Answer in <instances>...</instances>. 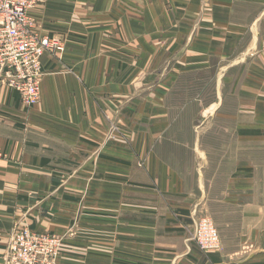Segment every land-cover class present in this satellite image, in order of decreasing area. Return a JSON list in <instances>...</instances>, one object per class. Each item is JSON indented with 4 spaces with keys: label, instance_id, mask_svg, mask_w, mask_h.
Returning <instances> with one entry per match:
<instances>
[{
    "label": "crops",
    "instance_id": "crops-1",
    "mask_svg": "<svg viewBox=\"0 0 264 264\" xmlns=\"http://www.w3.org/2000/svg\"><path fill=\"white\" fill-rule=\"evenodd\" d=\"M29 15L66 46L42 56L36 104L0 80V264L16 225L62 236L58 264H264V0H36ZM201 73L202 109L199 92L174 101ZM192 103L176 117L208 123L159 146ZM198 215L220 251L191 238Z\"/></svg>",
    "mask_w": 264,
    "mask_h": 264
},
{
    "label": "built area",
    "instance_id": "built-area-1",
    "mask_svg": "<svg viewBox=\"0 0 264 264\" xmlns=\"http://www.w3.org/2000/svg\"><path fill=\"white\" fill-rule=\"evenodd\" d=\"M36 0H0V80L16 90L25 107L40 99L42 56L63 53L66 39L41 33L29 10ZM8 157L0 150V159ZM193 239L206 252L221 249L218 231L210 217L201 215L194 222ZM65 251L62 236L38 231L30 225H16L4 249L3 264H58Z\"/></svg>",
    "mask_w": 264,
    "mask_h": 264
},
{
    "label": "rangeland",
    "instance_id": "rangeland-1",
    "mask_svg": "<svg viewBox=\"0 0 264 264\" xmlns=\"http://www.w3.org/2000/svg\"><path fill=\"white\" fill-rule=\"evenodd\" d=\"M213 74L212 73H201V89L197 90L196 88L194 89H182L179 88L174 91V101H185L188 100V97H193L196 95V93H200L201 95V109L203 105H205L206 101L210 100L212 98L213 92H214V84L215 80L213 79ZM177 97V98H176ZM185 109V110H182ZM189 109V111H187ZM197 111V106H195L193 103L190 105H180L176 106L175 109L172 111L173 115H175V120L169 122L172 123L171 127H169L167 133L163 137V139L158 140V145L163 147L167 146L168 149H170V146H177V144H189L191 136H189L188 130L194 131L196 134L208 121H205L203 116H201V121H189L185 120L183 117H176L178 114H184V112L188 114H196ZM183 118V119H182ZM176 148V147H174ZM163 155H165L163 153ZM176 155L180 156L182 158V164L184 166H189L193 162V154L191 152H179L176 153ZM195 185H188L187 187H190L191 189H194ZM210 191H213L214 188H219L220 186H208ZM201 215H198L197 217H194L192 220V227L193 231L191 233V238L193 239V232H194V222L195 220L200 217ZM194 240V239H193ZM195 242V240H194ZM196 243V242H195ZM197 244V243H196Z\"/></svg>",
    "mask_w": 264,
    "mask_h": 264
},
{
    "label": "trees",
    "instance_id": "trees-1",
    "mask_svg": "<svg viewBox=\"0 0 264 264\" xmlns=\"http://www.w3.org/2000/svg\"><path fill=\"white\" fill-rule=\"evenodd\" d=\"M179 212H180V214H185V215L188 214L187 210H182V209H181V210L178 211V213H179Z\"/></svg>",
    "mask_w": 264,
    "mask_h": 264
}]
</instances>
